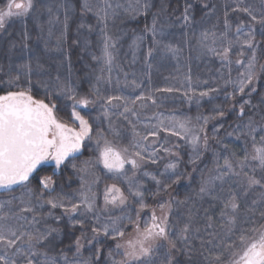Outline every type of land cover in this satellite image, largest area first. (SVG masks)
Here are the masks:
<instances>
[{
	"label": "snow or ice",
	"instance_id": "1",
	"mask_svg": "<svg viewBox=\"0 0 264 264\" xmlns=\"http://www.w3.org/2000/svg\"><path fill=\"white\" fill-rule=\"evenodd\" d=\"M0 264H264V0H0Z\"/></svg>",
	"mask_w": 264,
	"mask_h": 264
},
{
	"label": "trees",
	"instance_id": "2",
	"mask_svg": "<svg viewBox=\"0 0 264 264\" xmlns=\"http://www.w3.org/2000/svg\"><path fill=\"white\" fill-rule=\"evenodd\" d=\"M77 67H79V65H77ZM208 67L209 66H205L204 64L202 63H199V66H198V62L194 61L193 62V65H192V68H193V73H194V77L195 75H199L201 77H206L208 75ZM214 67H213V71H214ZM163 71V74L164 75H167L168 74V71H170V69H166V70H162ZM154 81L156 84L158 85H162L163 84V80H162V77L160 75H154ZM171 107V105H170ZM176 107L180 108V107H186V106H181L179 104V102H177L176 104ZM192 115H195V108L193 107L192 109V112H191ZM88 155V153H85V157ZM84 158V157H82Z\"/></svg>",
	"mask_w": 264,
	"mask_h": 264
}]
</instances>
